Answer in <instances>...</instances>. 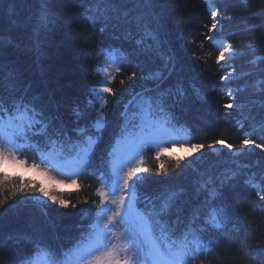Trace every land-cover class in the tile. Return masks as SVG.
<instances>
[{
	"label": "trees",
	"instance_id": "obj_1",
	"mask_svg": "<svg viewBox=\"0 0 264 264\" xmlns=\"http://www.w3.org/2000/svg\"><path fill=\"white\" fill-rule=\"evenodd\" d=\"M207 1L155 0L151 8L133 3L118 5L130 16L143 9V24L157 32L163 52L173 58V71L165 68V60L154 51L137 45L142 27L123 19L97 21L93 26L76 0H51L58 22L42 34L39 54L33 43V26L40 0H5L0 6V79L4 80L0 99L6 106L12 95H26L29 100L38 97V107H43L46 116L57 117V126L63 124L68 136L75 140L73 129L91 127L99 108L98 103H87L94 99L92 92L102 82L98 69L107 53L100 52L99 46L117 55L120 68L111 82L113 93L104 109L106 125L85 174L75 189L49 190L68 201V207L38 192L30 195L39 196V201L14 203L21 201L16 196L0 206V264H18L33 254L36 242L58 254L69 251L91 233L92 222L102 206L98 180L102 168H106L107 152L124 122L122 110L132 96L145 89L154 98L167 93L163 114L186 135L187 144H203L204 148L178 157L160 154L159 158L150 149L144 167L149 171L140 173L146 179L137 186L140 206L147 211L159 205L162 193L182 188L181 199L167 217L171 224L179 216V234L186 227L192 208L204 199L203 192H196L197 182L231 169L237 175L225 186L220 201L231 217L230 237L214 231L205 233L203 239L213 251L200 254L195 264H264V244L260 243L264 241V201L257 196V189L245 183L251 177L256 182L264 181V150L253 145L241 155L233 153L240 149L246 133L256 144L264 138V60H257L264 57V19L259 15L264 11V0H247L246 4L244 0H215L221 16L234 17L233 21L224 22L220 35L232 44L237 55L221 61L223 67L216 62V44L206 38L211 34L206 27L211 24ZM252 36L254 40L249 39ZM249 43L257 47L249 50ZM233 67L248 75L229 82L219 79ZM9 71L16 75L14 91L6 79ZM158 71L162 72V79H148ZM228 88L238 97L239 104L231 110L224 108L231 102L226 95ZM170 92L172 98L168 96ZM77 107L83 110L79 119L74 112ZM219 140L225 144L208 147ZM33 142L44 144L42 139L34 138ZM227 144L233 146L231 150ZM34 152L27 151L30 158ZM161 165L168 171L161 170ZM9 176L16 183L22 180L27 185L32 181L16 174ZM8 194L5 190L0 199Z\"/></svg>",
	"mask_w": 264,
	"mask_h": 264
},
{
	"label": "snow or ice",
	"instance_id": "obj_2",
	"mask_svg": "<svg viewBox=\"0 0 264 264\" xmlns=\"http://www.w3.org/2000/svg\"><path fill=\"white\" fill-rule=\"evenodd\" d=\"M5 0H0V6ZM76 2L84 7V16L87 22L95 25L97 21L110 22L113 19L117 21L123 19L127 23H136L142 27V34L136 41L137 45L146 47V50L154 51L158 56L165 60V68L173 71L175 65L171 55H166L161 48V41L157 32L143 24L144 11L143 9L135 16H130L129 11H121L118 5L133 3L136 5H143L145 8H151L155 0H76ZM247 3V0H244ZM86 5V7H85ZM210 12V26L208 31L211 34L222 30L225 21H233L234 17L221 16L220 12L215 8L212 0H209ZM264 19V11L259 14ZM58 22L56 14L51 8V0H40V9L33 26L34 47L39 54L41 50V36L42 34L51 30ZM159 23V20H157ZM104 29L102 28L101 31ZM208 35V40H213V35ZM254 40L255 37H249ZM3 41L0 40V46ZM219 54L216 62L220 64L221 61L234 59L237 53L233 50L231 43H218L216 45ZM257 45L249 43L247 48L254 50ZM99 51L107 53L106 61L114 59L112 52L108 48L99 46ZM211 55V53H209ZM126 59V57H125ZM257 60H264V57H257ZM120 70L119 66L116 69ZM99 71V69H98ZM248 73H238L233 67L226 71L224 75L219 77L225 82L234 79H240ZM136 76L133 72L132 77ZM162 72L150 74L148 79L160 80L162 79ZM129 77V79H132ZM7 82L10 90H15L16 75L9 71L7 74ZM4 87V80L0 79V89ZM180 91V90H178ZM239 91V89H237ZM27 92V90H25ZM264 93V89H261ZM102 93L112 94L113 90L110 87L104 86L102 92L93 90L92 96L94 99L88 100V105L98 103L100 108L97 109V115L91 127H77L73 129L76 139L73 140L68 136L63 124L57 126V117L46 116L43 107H38L39 98L33 96L30 100L26 99V95H12L11 102L6 106V102L0 99V194L8 191V195H3L0 199V206H4L7 201L12 200L13 197L20 196L21 201L24 202L29 199L39 201V196L30 195L33 192H38L40 196L47 197L54 203L61 206L68 207V201L59 198L55 193L49 192L44 186L37 187L34 182L29 181L26 185L22 182L16 183L9 174L4 171L3 165L8 162H15L18 165L26 163L20 160L18 153L23 151H35L40 157V163H34L33 169L40 168L41 164L52 167L53 170H58L61 166L60 156L68 152H75L76 158L71 162L74 169L73 175L79 174L81 170L88 164L89 158L92 155L95 147L99 143V134L105 128L106 118L103 108L107 106V99ZM183 95V92L180 91ZM141 98L137 102L143 109L147 105L148 114L151 113L153 107H159L162 111L163 98L167 93H159L155 98L152 96L145 97L144 94H138ZM226 95L230 101L224 105L226 110H231L238 107V97L234 95L231 88L226 90ZM132 101H129L131 104ZM128 105H125V112L122 116H127ZM76 117L79 119L83 110L79 107L74 109ZM166 129H160L137 141L130 142L125 150L121 149L122 140L117 139L116 145L113 146L112 152L109 155L112 157L111 169L114 179L108 184L107 194L101 189H97L101 197V204L104 207L100 208L97 213L96 224L97 236L94 242L89 246H84L77 249L75 264H140L145 261L146 264H187L188 259L195 260L201 253L207 255L213 249L205 242L203 236L209 231L220 233L224 236H229L228 231L231 223L225 206L220 203L223 198V191L237 172L228 169L223 174L213 177L208 176L197 182L196 192L204 193L202 203L195 206L191 210V215L187 219L186 227L177 234V228L180 224V218L169 224L167 217L171 214V210L176 203L181 199L184 190H167L162 193L159 199V205L147 211L140 210L136 207L138 202L137 186L142 180L140 173L149 171L142 167V158L140 162L136 161L137 155L143 150V147L149 143H154L159 146L162 143H174L178 141H170L165 139ZM42 139L47 151L41 148L39 143H34L33 140ZM215 144L224 145V140L215 141L208 145L213 148ZM255 145L256 148L264 150V138L260 144H256L255 140H250L248 134L241 141L240 149L237 155L243 153L244 150L249 149ZM193 149L199 151L204 148L203 144H193ZM226 147L231 150L232 145L227 144ZM58 149V151H57ZM163 150V149H161ZM159 158V153H157ZM177 165L180 160L176 161ZM126 169V170H125ZM161 170L167 172L168 170L161 165ZM159 171V170H158ZM51 179V178H50ZM75 183V180H73ZM254 189H257V196L261 201H264V181L256 182L255 177H251L245 181ZM119 193L118 199L110 201V205L116 207V211L111 216L106 213L111 211L109 204H105V200L110 196H116ZM11 205H8L10 208ZM75 207V205H72ZM7 210V209H5ZM105 220L103 227L100 226V221ZM120 225L125 231L123 237L127 248H121L113 244L109 238V231L111 228ZM250 238V237H249ZM264 244V241H260ZM134 249L131 256L126 253ZM68 253H57L47 246H42L40 242H36L34 252L28 257L22 258L18 264H68Z\"/></svg>",
	"mask_w": 264,
	"mask_h": 264
},
{
	"label": "rangeland",
	"instance_id": "obj_3",
	"mask_svg": "<svg viewBox=\"0 0 264 264\" xmlns=\"http://www.w3.org/2000/svg\"><path fill=\"white\" fill-rule=\"evenodd\" d=\"M211 35L214 36V39L212 40V42L215 43L216 45L218 43H221V42L222 43H229V42H224L221 39L222 37L220 35V31L216 32L214 34H211ZM100 69L102 70V73H103L102 74L103 81L110 80L111 76L114 75V73L117 71L116 70L117 69V65L115 63V60L112 59V60L105 61L101 65ZM103 87H101L99 89L100 92H102ZM144 113L146 114V111H144ZM151 133L152 132L144 131L143 133H140V135H141L140 137H132L131 140L127 139L126 142L122 145V150H125L128 147V144L130 142L137 141L138 139H142L144 137H147ZM164 135H165V139L166 140L174 141L173 136H171L170 134H168V133L165 134L164 133ZM248 137H249V135H248ZM170 144L171 143H167L166 142V143L160 144L159 146H157L154 143H149L147 145L156 146L159 152H166V150H167V153H170L171 156H176V157L182 156V155H185V154L187 155V154H189V152L194 151V149L191 146H189V145L188 146L178 145L177 148H176V147H171ZM147 145H145V146H147ZM250 148L246 149V150L249 151ZM161 149H163V150H161ZM237 151L233 152L235 154V156L237 155ZM244 151H243V153H244ZM141 152L137 155L136 161H139V162L141 161V158H142L141 157ZM75 158H76V156L74 157V159ZM74 159H72V161ZM71 162H70V164H71ZM3 169H4V171H6L11 176H12V174H16V175H20L22 177L23 176L27 177V178L31 179L32 181L35 180V181L39 182L42 186H44L48 191L50 189H53L52 187L68 190V189L75 188L77 186V182L73 183V180H70L69 178H66V177H62L60 174L52 172V171L48 170L47 168H45V169L44 168L33 169L32 166H27L26 163L23 164V165H18L15 162H11L10 161L7 164L3 165ZM105 193L107 194V192H105ZM118 196H119V193H117L116 196L108 197L105 200V203L110 205V201L113 200V199H118ZM110 207H111V211H108L106 213L107 216L113 215V213L116 211V207L115 206L110 205ZM105 223H106L105 220H101L100 221V226L103 227ZM124 231L125 230L120 225H117L116 227L111 228L110 231H109V238H110L111 242L113 244H116L117 246H119L121 248H127L128 247V245L125 243V238L122 235ZM96 236H97V230L95 232V236L92 239V241L88 242L84 246L91 245L94 242V240L96 239ZM84 246H82V247H84ZM133 252H134V249H130L126 254L131 256L133 254ZM72 260H74V262H75L76 258L69 259L70 262ZM140 264H146V262L145 261H141Z\"/></svg>",
	"mask_w": 264,
	"mask_h": 264
},
{
	"label": "bare ground",
	"instance_id": "obj_4",
	"mask_svg": "<svg viewBox=\"0 0 264 264\" xmlns=\"http://www.w3.org/2000/svg\"><path fill=\"white\" fill-rule=\"evenodd\" d=\"M207 2H209V0L207 1ZM212 3L215 5V0H212ZM215 8L217 9V6L215 5ZM224 42H227L226 41V39L225 38H221ZM168 96L170 97V98H172L174 95H173V93L172 92H170L169 94H168ZM138 162V161H137ZM258 169V168H257Z\"/></svg>",
	"mask_w": 264,
	"mask_h": 264
}]
</instances>
